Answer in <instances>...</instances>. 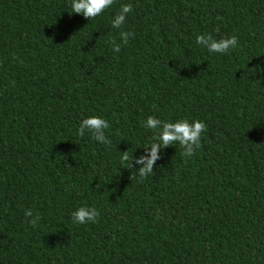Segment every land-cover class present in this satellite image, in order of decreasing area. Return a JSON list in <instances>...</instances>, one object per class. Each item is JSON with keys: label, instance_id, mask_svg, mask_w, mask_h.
Wrapping results in <instances>:
<instances>
[{"label": "trees", "instance_id": "16d2710c", "mask_svg": "<svg viewBox=\"0 0 264 264\" xmlns=\"http://www.w3.org/2000/svg\"><path fill=\"white\" fill-rule=\"evenodd\" d=\"M0 264H264V0H0Z\"/></svg>", "mask_w": 264, "mask_h": 264}]
</instances>
